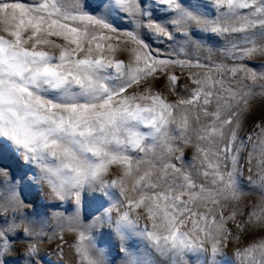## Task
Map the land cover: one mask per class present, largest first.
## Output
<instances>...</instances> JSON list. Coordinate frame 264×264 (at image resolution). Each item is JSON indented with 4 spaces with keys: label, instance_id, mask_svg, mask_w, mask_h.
Returning <instances> with one entry per match:
<instances>
[{
    "label": "snow or ice",
    "instance_id": "obj_1",
    "mask_svg": "<svg viewBox=\"0 0 264 264\" xmlns=\"http://www.w3.org/2000/svg\"><path fill=\"white\" fill-rule=\"evenodd\" d=\"M0 264H264V0H0Z\"/></svg>",
    "mask_w": 264,
    "mask_h": 264
},
{
    "label": "rangeland",
    "instance_id": "obj_2",
    "mask_svg": "<svg viewBox=\"0 0 264 264\" xmlns=\"http://www.w3.org/2000/svg\"><path fill=\"white\" fill-rule=\"evenodd\" d=\"M188 154H190V153H188Z\"/></svg>",
    "mask_w": 264,
    "mask_h": 264
}]
</instances>
